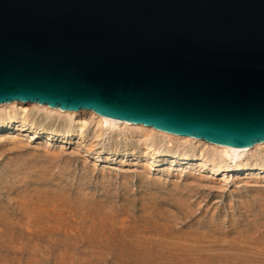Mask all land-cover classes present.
I'll return each mask as SVG.
<instances>
[{
    "label": "rangeland",
    "instance_id": "obj_1",
    "mask_svg": "<svg viewBox=\"0 0 264 264\" xmlns=\"http://www.w3.org/2000/svg\"><path fill=\"white\" fill-rule=\"evenodd\" d=\"M56 111L0 109V264H264V146Z\"/></svg>",
    "mask_w": 264,
    "mask_h": 264
},
{
    "label": "water",
    "instance_id": "obj_2",
    "mask_svg": "<svg viewBox=\"0 0 264 264\" xmlns=\"http://www.w3.org/2000/svg\"><path fill=\"white\" fill-rule=\"evenodd\" d=\"M264 143V0H0V104Z\"/></svg>",
    "mask_w": 264,
    "mask_h": 264
},
{
    "label": "bare ground",
    "instance_id": "obj_3",
    "mask_svg": "<svg viewBox=\"0 0 264 264\" xmlns=\"http://www.w3.org/2000/svg\"><path fill=\"white\" fill-rule=\"evenodd\" d=\"M9 103H11L10 105H6V104H9ZM9 103H3V105L2 104H0V109L1 108H3V107H14L15 106V104H17L18 106H20L21 108H26L27 107V105L28 104H36V103H30V102H19V101H11V102H9ZM39 105V104H38ZM43 106H46V105H43ZM47 107V106H46ZM49 108V107H48ZM51 109H55V108H51ZM57 111H60V110H58L57 109ZM56 111V112H57ZM62 112V111H61ZM63 112H65V111H63ZM66 112H68V113H66L67 115H75L76 114V118L78 119V120H81V121H85V120H87V119H89V118H91L92 116H93V114H95L94 112H92V111H89V110H78V111H66ZM98 115V114H97ZM98 117V122H103L104 124H106V125H108V126H116L117 124H116V122L114 121V120H110V119H108V118H105V117H103V116H97ZM118 123V122H117ZM119 123H121V124H126V123H123V122H119ZM129 125H134V124H129ZM137 127V126H136ZM143 125H141V127H139V128H142L143 129ZM146 127V126H145ZM128 128H130V127H128ZM149 128H151V127H149ZM151 129H153V128H151ZM157 131V130H156ZM160 132V131H159ZM163 132H161V134H162ZM163 135L164 136H166V138H172V139H178V140H180V139H182V140H187V138H189V137H184V136H177V137H179V138H177V137H174V135H170V134H166V133H163ZM181 137V138H180ZM191 139H193V138H191ZM194 140H196V141H199V142H201L202 144H207V145H209L210 147H212V148H214V149H216V150H218L219 152H220V154H222L223 156H226V157H228L229 158V160L230 161H232V162H235V161H237V160H239L240 158H241V156L242 155H244L245 153H247V152H249V150H250V148H252L253 146V149L254 148H258V147H261V146H264V143H258V144H255V145H253L252 147H250V148H248V149H242V150H239V149H235V148H228V147H224V146H219V145H216V144H211V143H208V142H204V141H202V140H197V139H194ZM189 141V140H188ZM214 171L215 172H218L219 171V169L218 168H215L214 169Z\"/></svg>",
    "mask_w": 264,
    "mask_h": 264
}]
</instances>
